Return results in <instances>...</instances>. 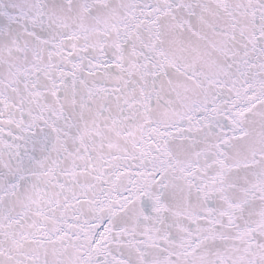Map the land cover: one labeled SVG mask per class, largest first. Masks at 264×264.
I'll return each instance as SVG.
<instances>
[{
	"label": "snow or ice",
	"instance_id": "1",
	"mask_svg": "<svg viewBox=\"0 0 264 264\" xmlns=\"http://www.w3.org/2000/svg\"><path fill=\"white\" fill-rule=\"evenodd\" d=\"M0 264H264V0H0Z\"/></svg>",
	"mask_w": 264,
	"mask_h": 264
}]
</instances>
